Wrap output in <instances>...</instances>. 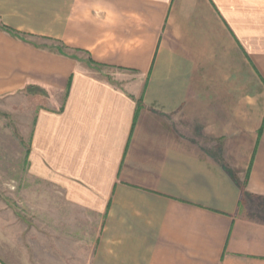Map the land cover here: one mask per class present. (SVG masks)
Masks as SVG:
<instances>
[{"label": "crops", "instance_id": "obj_1", "mask_svg": "<svg viewBox=\"0 0 264 264\" xmlns=\"http://www.w3.org/2000/svg\"><path fill=\"white\" fill-rule=\"evenodd\" d=\"M34 88L37 264H264V0H0Z\"/></svg>", "mask_w": 264, "mask_h": 264}, {"label": "rangeland", "instance_id": "obj_2", "mask_svg": "<svg viewBox=\"0 0 264 264\" xmlns=\"http://www.w3.org/2000/svg\"><path fill=\"white\" fill-rule=\"evenodd\" d=\"M45 96L36 88L27 90L24 95L21 91L0 95V253L28 252L30 264H37L36 256L41 247L39 232L48 229H38L37 208H24L22 172L33 112L39 103L49 102ZM45 240L47 243L52 239L46 236ZM21 263L12 261V264Z\"/></svg>", "mask_w": 264, "mask_h": 264}, {"label": "trees", "instance_id": "obj_3", "mask_svg": "<svg viewBox=\"0 0 264 264\" xmlns=\"http://www.w3.org/2000/svg\"><path fill=\"white\" fill-rule=\"evenodd\" d=\"M1 28H3L4 30H6V31H8V32H10V33H12V34H16V35H18L17 32L14 31V30H12V29H9V28H7V27H3V26H2Z\"/></svg>", "mask_w": 264, "mask_h": 264}]
</instances>
